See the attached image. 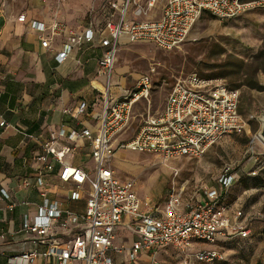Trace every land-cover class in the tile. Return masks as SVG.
Here are the masks:
<instances>
[{
  "label": "built area",
  "instance_id": "2783aa9c",
  "mask_svg": "<svg viewBox=\"0 0 264 264\" xmlns=\"http://www.w3.org/2000/svg\"><path fill=\"white\" fill-rule=\"evenodd\" d=\"M252 3L242 0H102L101 23L97 27L89 24L79 30L66 27L58 20L48 27L35 20L28 21L39 30L48 28L50 35L66 33L61 50L55 54L59 62L76 46L94 42L98 36V43L103 47L98 66L105 83L100 122L95 131L81 126L66 133L60 128L39 144L35 154L39 165L32 176L22 179L21 185L37 188L43 201L33 217L24 218L21 229L32 235L34 244L43 243L46 247L9 257L7 264H32L40 256L50 259L51 264H115L116 253H125L130 264H138L142 255L147 257L146 264H161L158 250L168 245L176 249L181 264H190L192 260L212 262L222 258L216 246L218 242L250 236L246 216L226 196L236 179L230 167H225L218 175V186H205L200 197L184 198L183 188L173 190L161 207L150 204L148 199L142 200L134 179L119 178L112 167V158L119 149L152 152L165 160L179 155L200 156L223 135L243 132L248 121L239 110V89L217 77L195 73L179 77L171 85L162 109L155 113L147 110L137 131L127 138H121V134L130 125L134 104L148 97L151 71L142 74L134 86L119 97L112 96L110 89L120 37L129 42H151L164 50L175 49L189 38L203 13L230 19ZM17 19L24 21L25 15L22 13ZM87 108L88 103L81 100L75 109L62 111L78 118ZM79 141L89 143L92 167H82L68 160ZM55 164L59 166L58 179L73 185L70 199L85 198L82 212L63 207L58 199L48 197L49 182L45 174L52 171ZM248 173L255 174L256 170ZM122 224L133 234L129 245L116 242L117 230ZM204 243L213 246L206 247Z\"/></svg>",
  "mask_w": 264,
  "mask_h": 264
},
{
  "label": "rangeland",
  "instance_id": "374dc122",
  "mask_svg": "<svg viewBox=\"0 0 264 264\" xmlns=\"http://www.w3.org/2000/svg\"><path fill=\"white\" fill-rule=\"evenodd\" d=\"M22 1L26 0H8V3L15 7ZM101 1L63 0L55 10L64 23L81 29L101 20ZM244 1L254 3L234 18L219 19L203 14L189 38L175 49H160L145 41L129 42L125 37L117 42L111 93L116 79L124 80L131 87L139 75L151 71L148 97L134 104L128 134L139 126L146 109L155 113L163 107L171 85L179 77L192 73L217 77L240 92L239 110L248 121L245 130L223 135L202 155H179L165 160L152 152L124 149L112 160L119 178L134 179L138 196L160 206L173 190L183 188V197L194 200L200 197L205 186L217 187V177L225 167L236 174L226 196L234 207L243 211L251 229L250 236L218 242L220 259L192 260L190 264H255L258 261L264 264V142L257 136L260 117L264 115V0ZM81 159L91 161L88 156ZM253 169L256 173L249 174ZM74 205L72 202L69 206L74 209ZM83 210L84 201L77 208L79 212ZM121 238L125 243L127 237ZM157 258L161 264H181L176 249L170 245L160 248Z\"/></svg>",
  "mask_w": 264,
  "mask_h": 264
},
{
  "label": "crops",
  "instance_id": "0c3cea01",
  "mask_svg": "<svg viewBox=\"0 0 264 264\" xmlns=\"http://www.w3.org/2000/svg\"><path fill=\"white\" fill-rule=\"evenodd\" d=\"M56 8L57 2L53 0H26L15 7L9 6L8 0H0V235L3 236L0 237V264H7L9 257L24 251L46 247L43 243L34 244L32 235L21 229L24 218L33 217L43 201L37 188L21 185L22 179L32 176L39 165L35 160L39 144L60 128L66 133L81 126L95 131L100 122L105 77L99 72L98 59L103 47L98 43V36L94 42L76 46L59 62L55 54L61 50L66 33L50 35L48 28L39 30L28 24L29 20L46 27L54 20L64 23ZM22 13L24 21L17 19ZM156 13L159 14V9ZM99 23L101 20L83 28L89 24L97 27ZM116 82L111 93L114 97L121 96L136 83L129 87L120 78ZM81 100L88 103L85 114L77 118L62 111L75 109ZM129 127L121 138L133 135L139 126L131 134L127 133ZM78 144L68 160L82 167H92L89 143L79 141ZM122 150H117L114 157ZM82 156H88L91 161H82ZM58 169L55 164L53 170L45 174L49 182L48 197L58 199L69 209L74 202L73 211H77L83 201L85 207L83 196L70 199L73 185L58 179ZM123 235L127 237L125 243ZM132 239L133 234L124 224L120 225L116 242L129 245ZM146 260L142 255L137 263L146 264ZM114 262L130 264L125 253L114 254ZM32 264H51V260L40 256Z\"/></svg>",
  "mask_w": 264,
  "mask_h": 264
},
{
  "label": "water",
  "instance_id": "95a60500",
  "mask_svg": "<svg viewBox=\"0 0 264 264\" xmlns=\"http://www.w3.org/2000/svg\"><path fill=\"white\" fill-rule=\"evenodd\" d=\"M257 136L264 142V115L260 117V127L257 131Z\"/></svg>",
  "mask_w": 264,
  "mask_h": 264
},
{
  "label": "trees",
  "instance_id": "16d2710c",
  "mask_svg": "<svg viewBox=\"0 0 264 264\" xmlns=\"http://www.w3.org/2000/svg\"><path fill=\"white\" fill-rule=\"evenodd\" d=\"M242 1H244V0H242ZM232 87V86H231ZM255 264H261L259 261L258 262H256Z\"/></svg>",
  "mask_w": 264,
  "mask_h": 264
}]
</instances>
